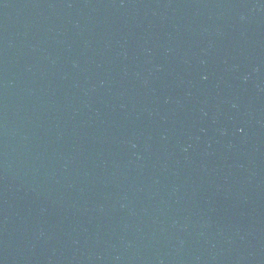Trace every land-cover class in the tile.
<instances>
[{
    "label": "water",
    "instance_id": "water-1",
    "mask_svg": "<svg viewBox=\"0 0 264 264\" xmlns=\"http://www.w3.org/2000/svg\"><path fill=\"white\" fill-rule=\"evenodd\" d=\"M0 264H264V0H0Z\"/></svg>",
    "mask_w": 264,
    "mask_h": 264
}]
</instances>
